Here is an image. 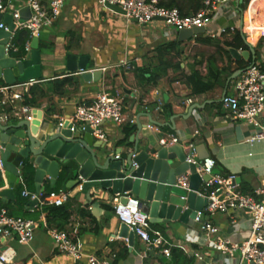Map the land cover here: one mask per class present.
I'll use <instances>...</instances> for the list:
<instances>
[{
	"label": "crops",
	"instance_id": "crops-1",
	"mask_svg": "<svg viewBox=\"0 0 264 264\" xmlns=\"http://www.w3.org/2000/svg\"><path fill=\"white\" fill-rule=\"evenodd\" d=\"M261 1L264 3V0H259L260 3ZM247 2L248 0H245L240 6L235 3L238 15L232 18L226 16L225 10H222L208 31L244 22L241 7L246 8ZM263 11L260 8L259 18ZM234 32L226 37L232 38ZM42 33L44 38L41 39L40 36V51L43 77L34 80V84L38 83L46 88L51 80L73 74L79 78L78 89L71 90L65 95L49 93L46 97H39V106L29 105L32 108L30 115H26L21 109L26 105L24 102L27 93L19 99L1 97L0 118L4 121L6 119L18 121L24 118L33 121L41 111L39 127L41 132L46 131L51 123L58 125L62 118L69 122L78 104L93 103L96 94L105 90L122 99L127 114L136 117L137 129L126 139L124 125L106 121L102 126L106 140L96 136L97 145L105 144L109 148L131 147L137 137L142 143L151 138L153 143L160 145L159 138L163 133H173L182 140L194 141L200 159L214 158L217 162L216 172L223 175L235 173L237 178H240L238 182L243 192L251 193L262 183L263 148L260 144L251 146L247 143V138L252 132L251 127L243 120L234 118L231 112L222 106V97L225 91L227 94H234L235 80L244 72L237 74V70H245L255 62L264 66V34L256 33L248 39L245 37L249 44L246 50L252 47L256 52L249 59L238 60L231 53L233 60L216 62L219 69L226 68L219 75L218 83L208 90L197 93L194 91L191 78L193 71L197 70L203 75L204 83H214V78L207 77V65L213 60L219 41L226 37L214 38L217 41L212 43L198 41L199 37L209 36L206 31L203 35L181 41L180 30L167 26L162 20L140 24L135 20H129L124 14L102 6L97 0L67 1L62 16ZM70 52L89 55L90 70H109L100 81L86 82L80 72L68 71L67 54ZM178 63L181 65L180 69L176 68ZM240 63L243 67L239 68ZM128 64L133 67L126 68ZM157 65L168 66L167 74H162L160 79L153 78L151 82L140 84L136 67L153 68ZM233 75L237 77L229 82ZM16 84L15 88L19 90L20 83ZM0 85H6L3 78H0ZM196 104L199 107L190 113L191 107ZM138 122L143 125L139 134ZM31 166L32 179L27 181L21 177L14 198H0V206L6 208L10 215L36 222L34 239L29 244H22L27 245L31 253L17 260L19 251L12 245L13 242H18L17 238L14 237L8 244L15 249L18 264H74L72 257L57 249L50 230L58 227L49 225L47 213L43 211L38 217L35 216L36 212L41 211V201L37 200L34 203L32 200L35 199L23 194L24 191L38 193L35 180L36 166ZM72 177L70 174L68 179ZM58 180L59 178L52 184L51 178L46 176L40 192L48 193L58 185ZM66 184L63 182L61 188L65 189ZM6 188H9V183L4 174L0 190ZM68 190L72 191V196L66 203L71 205L73 213L69 224L62 230L83 245V252L86 255L116 254V261L120 264H170V258L164 256L160 250L152 251L148 257L143 258L145 245L138 236L132 247L127 238L120 236L121 223L113 205L116 195L109 196L101 192L93 194L90 198L89 192L80 190L78 186ZM36 204L37 207L34 208ZM211 220L233 234L238 231L236 229L249 226V221L245 219L235 228L231 225L228 215L221 213L213 216ZM159 225L163 227L162 232L169 242L185 245L189 250L187 254L194 257L195 250L200 246L189 242L186 232L189 227L197 229V224L191 221L187 224L172 221ZM214 259L220 260L222 264H233L234 261L218 252H209L205 259L197 264H208Z\"/></svg>",
	"mask_w": 264,
	"mask_h": 264
},
{
	"label": "built area",
	"instance_id": "built-area-1",
	"mask_svg": "<svg viewBox=\"0 0 264 264\" xmlns=\"http://www.w3.org/2000/svg\"><path fill=\"white\" fill-rule=\"evenodd\" d=\"M67 1L69 0H0V13L3 17L11 15L14 23V28L10 30L4 19L0 21V30L10 32L8 42L5 44L7 55L15 56L14 54L20 50L16 44V37L22 31H26L28 34L25 42L26 55L31 52L33 39L40 38L45 28L55 24L62 16ZM97 1L104 7L108 2L119 5L126 10V17L129 20H135L140 24L162 20L167 26L174 27L176 30L205 27L208 35L212 38L228 35L237 29L241 30L247 39L256 33L264 34V22L258 18L259 0H248L246 8H243L245 21L241 24L232 23L220 26L218 30L209 31L208 28L212 25L215 17L220 12L222 13V10H225V14L229 18L238 15L235 3L239 0H204L203 6L190 15H183L176 7L162 6L160 0ZM11 4H14L13 9H11ZM25 8L30 9V14L26 19H23L22 10ZM2 39L0 38V41ZM34 83V80L20 83L18 84L19 90L15 88L17 84L0 85V98H22L25 93H29ZM234 91V94L226 93L222 97V106L229 110L234 118L243 120L251 127L252 132L247 138V143L251 146L260 144L264 157V66L256 62L248 66L235 80ZM21 109L26 115H30L32 111L29 105H24ZM106 121L118 125L137 123L135 116L127 114L122 99L105 90L96 94L93 103L78 104L69 118V123L73 124L72 130L76 126L89 125L95 136L103 140H106V134L102 126ZM65 123H67L66 118H62L58 125L63 126ZM176 143H182L186 152V162L196 166V173L200 177L210 175V179L203 180L197 191L199 196L207 198L208 203L203 210L197 211L194 219H190L191 222L198 225V228L189 227L186 232L187 240L200 246L194 252L196 262L193 264L202 262L209 252H218L224 257L232 258L233 264H264V179L252 193H245L241 190L235 173L220 174L215 171L217 162L214 158H199L197 144L194 141L182 140L173 133H163L159 138L161 146ZM4 169V160L0 153V170L4 171ZM190 176V171L179 175L176 184L189 190ZM78 188L82 190V184H79ZM23 194L41 201V205L48 203L60 206L71 198L72 191L68 189L48 193L24 191ZM115 195L116 200L113 203L115 214L120 223H126L144 242L143 258L157 250L162 251L164 256L170 258L167 246H178L186 254L189 252L185 245L169 242L162 230L153 225L149 213L143 210L138 197L129 193ZM122 197L127 198L126 203L121 201ZM220 213L228 215L231 225L235 228L240 225L241 220L245 219L249 221V226L243 229L238 228L236 229L238 231L233 234L211 220L213 216ZM206 216H209V219ZM35 227L34 220L12 216L6 208L0 206V264H18L16 262L17 253L8 242L16 237L21 244L31 243L34 239ZM50 233L59 252L72 257L75 261L74 264H120L116 261V254L110 256L86 255L83 252V245L74 241L70 234L62 229L51 228ZM208 264L222 263L220 260L214 259Z\"/></svg>",
	"mask_w": 264,
	"mask_h": 264
},
{
	"label": "water",
	"instance_id": "water-1",
	"mask_svg": "<svg viewBox=\"0 0 264 264\" xmlns=\"http://www.w3.org/2000/svg\"><path fill=\"white\" fill-rule=\"evenodd\" d=\"M244 0H239L240 6ZM106 8L126 15V10L119 5L106 3ZM241 11H243L241 7ZM30 14V9L22 10L23 19ZM8 24L10 30L14 28L11 15L3 17L0 21ZM205 27L180 30L181 41L191 37L205 34ZM9 31L0 30V78L6 84L26 83L39 80L43 77L41 65L40 38L35 37L33 49L26 57L8 56L5 44L8 42ZM232 55L238 59H249L255 55V49L240 52L231 48ZM255 59V57H254ZM89 55L67 54V69L70 72H80L84 81L98 82L109 69H88ZM255 61V60H254ZM244 69L236 71L240 74ZM237 77L233 75L229 82ZM226 91L223 96L226 95ZM198 104L193 105L190 113ZM42 117L31 121L21 119L6 121L0 118V153L4 160L5 169L0 170V185L4 182V174L9 188L0 190V198L13 199L15 189L19 187L22 170L25 163L36 166V189L40 193L42 183L46 176L51 183L65 172L67 176L73 175L67 181L66 188H75L82 184V190L93 194L106 193L109 196L129 193L141 200L143 210L150 215L153 224L180 221L188 223L194 219L198 210H203L208 200L199 196L203 180H209L210 175L203 178L196 173V166L186 162V152L182 143L172 145H157L151 138L142 143L137 137L131 147L109 148L105 144L97 145V137L89 125L76 126L72 130V123L63 126L50 124L46 131L40 129ZM156 124L160 125L159 122ZM143 125L138 122V132L141 133ZM136 134V135H137ZM61 165L63 166L61 168ZM187 171L191 172L190 189L179 187L177 177ZM240 178H237L239 181ZM126 203L127 198L122 197ZM36 203L37 199L32 200ZM209 219V216H206ZM120 236L128 239L130 246L134 245L136 234L126 223H121Z\"/></svg>",
	"mask_w": 264,
	"mask_h": 264
},
{
	"label": "trees",
	"instance_id": "trees-1",
	"mask_svg": "<svg viewBox=\"0 0 264 264\" xmlns=\"http://www.w3.org/2000/svg\"><path fill=\"white\" fill-rule=\"evenodd\" d=\"M204 0H160V5L173 8L176 7L180 10V12L183 15H190L195 12H197L202 6H203ZM27 32L22 31L19 32L16 37V44L20 47V50L15 53L14 55L17 57H24L26 55L25 50V42L27 39ZM230 35V34H228ZM223 37H226L223 36ZM198 41H202L205 43H212L215 40L212 37L209 36H203L197 38ZM175 44H172L174 46ZM249 44L246 41V38L244 34L237 29L232 38H223L219 43L217 44V49L215 51V55L213 57V60L209 61L208 63V73L207 77L214 78V83L210 82H203V75L197 71L194 70L192 74V80L194 83V91L195 92H201L208 90L209 88L213 87L216 83L219 81V75L225 71V67L222 69H219L216 66V62L218 61H224L226 62L229 60H233L230 49L236 48V49H242L246 50L248 49ZM179 51V50H178ZM181 51V50H180ZM179 51V52H180ZM229 59V60H228ZM126 68H131L133 66H130V64L125 66ZM243 67V64L240 63L239 68ZM176 68L180 69L181 65L178 63ZM136 71L139 74V82L140 84H145L148 81L151 82L154 79H160L162 77V74L166 75L168 71V66L164 65H157L153 68L145 67H136ZM154 78V79H153ZM204 83V84H203ZM79 86V78L73 74L65 75L61 78H55L49 82L48 87H43L41 84H34L29 93L26 94L25 98V104L30 106H39V97H46L49 93H54L57 95H65L66 93L70 92L71 90H77ZM137 129L136 124H130L127 123L124 125V131L126 133V139L135 132ZM33 177V167L25 163L24 171H23V178L25 180H30ZM68 176L65 173H62L58 180V185L53 188L51 191H57L62 189L61 184L63 182L68 181ZM41 211L36 212L35 216H39L43 211L47 213V221L50 226L58 227L59 229H64L67 224L70 222V218L72 216L73 210L71 208V205L69 203H64L63 205L56 206L53 204L45 203L41 206ZM156 228L161 229L164 231L163 227L159 224H153ZM170 251V264H193L195 258L191 255L186 254L182 248L178 246H167L166 247Z\"/></svg>",
	"mask_w": 264,
	"mask_h": 264
},
{
	"label": "rangeland",
	"instance_id": "rangeland-1",
	"mask_svg": "<svg viewBox=\"0 0 264 264\" xmlns=\"http://www.w3.org/2000/svg\"><path fill=\"white\" fill-rule=\"evenodd\" d=\"M264 3L261 1V3L259 2L258 3V6L260 7V8H262L263 10H264ZM245 6V5H244ZM14 8V4H11V9H13ZM259 18V17H258ZM261 18V20H263L264 21V11H263V14H262V16L260 17ZM259 18V19H260ZM44 38V35H43V33H42V35H41V39H43ZM192 51H195L194 49H192ZM252 193V192H251ZM12 245L16 248V249H18V251H19V254H18V257H17V260H19V259H21L24 255H26V254H28V253H31V250H30V248L27 246V245H22V244H19L18 242H13L12 243Z\"/></svg>",
	"mask_w": 264,
	"mask_h": 264
}]
</instances>
